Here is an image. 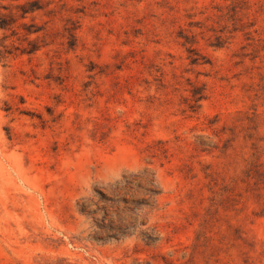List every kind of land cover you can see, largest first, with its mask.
Here are the masks:
<instances>
[{"label": "rangeland", "instance_id": "rangeland-1", "mask_svg": "<svg viewBox=\"0 0 264 264\" xmlns=\"http://www.w3.org/2000/svg\"><path fill=\"white\" fill-rule=\"evenodd\" d=\"M0 25V264H264V0Z\"/></svg>", "mask_w": 264, "mask_h": 264}, {"label": "trees", "instance_id": "trees-1", "mask_svg": "<svg viewBox=\"0 0 264 264\" xmlns=\"http://www.w3.org/2000/svg\"><path fill=\"white\" fill-rule=\"evenodd\" d=\"M20 9L22 10L23 14H25L28 11L30 12V11L37 10L38 7H35L34 5L33 6L31 5V9H28V8L26 9L25 6L22 5V6H20ZM0 28H2L1 25H0Z\"/></svg>", "mask_w": 264, "mask_h": 264}]
</instances>
